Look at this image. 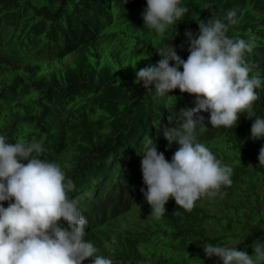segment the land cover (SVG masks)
<instances>
[{
    "label": "trees",
    "instance_id": "trees-1",
    "mask_svg": "<svg viewBox=\"0 0 264 264\" xmlns=\"http://www.w3.org/2000/svg\"><path fill=\"white\" fill-rule=\"evenodd\" d=\"M181 5L188 8L184 20L157 34L144 29L146 0H0V135L13 143L35 139L44 148L41 158L62 170L69 160L65 175L76 182L79 203L93 173L110 162L105 158L114 142L115 150L122 146L117 153L123 169L127 166L116 176L121 182L135 178L130 174L142 160L124 163L134 155L128 154L130 147L140 152L148 138L171 161L179 145H169L160 128L176 127L168 118L195 107L196 97L179 89L157 97L154 87L147 92L135 83L139 69L161 58L157 48L173 45L186 60L185 32L197 35L198 20L223 18L235 9L239 23L227 35L255 40L245 60L264 81V0H181ZM256 92L253 120L264 118V85ZM198 115L206 124L196 130L199 142L233 168L232 185L222 188L226 195L198 200L190 212L170 198L160 219L150 215L142 193L133 192V204L124 212L112 205L103 209L88 195L89 215L99 216L90 233L99 254L133 264H223L205 255V244L236 246L252 255V244L264 243V166L258 160L264 139L250 138L247 113L232 128L212 127L209 112ZM133 209L135 218H125Z\"/></svg>",
    "mask_w": 264,
    "mask_h": 264
},
{
    "label": "clouds",
    "instance_id": "clouds-1",
    "mask_svg": "<svg viewBox=\"0 0 264 264\" xmlns=\"http://www.w3.org/2000/svg\"><path fill=\"white\" fill-rule=\"evenodd\" d=\"M146 4L142 12L144 29L157 34H164L169 26L184 20L188 12L181 0H146ZM236 17V10L231 9L223 18L211 15L207 20H198L197 35L185 32L189 53L186 60L177 54L175 46L166 43L156 49L161 58L155 65L136 72L135 83L142 84L147 92H153L154 87L157 97L176 89L196 97L195 107L168 118L170 123L176 120V127L160 128L169 145L174 141L179 145L171 161L148 138L140 152L130 147L128 154L134 155H128L133 157L124 163L128 165L141 156L142 160L137 171L130 174L135 178L121 182L112 176L115 170L123 172L117 153L122 146L115 150L114 142L105 158H111L108 166L103 161L93 173L85 189L88 194L79 203L74 199L78 193L76 182L65 175L70 170L69 160L62 170L58 163L41 158L44 148L35 139H17L13 143L0 135V264H87L88 259L92 264H133L99 254L90 241L99 216L89 215L93 211L84 204L88 195L96 196L99 201H89L103 209L116 203L119 212H124L133 204V192L142 193L151 207L150 215L156 219L164 216L170 198L190 212L198 200L222 199L226 195L222 188L232 185L233 168L199 142L196 130L206 124L205 117L198 114L209 112L212 127L232 128L237 126L240 114L247 113L252 120L250 138L264 139V118L251 119L255 116L253 104L259 98L256 89L264 81L259 72L252 74L253 68L245 60L256 43L254 39L227 35L230 27L239 23ZM258 160L264 166V146L259 149ZM135 213L133 209L124 217L135 218ZM252 248V255L238 251L236 246L213 243L205 244L203 250L208 258H221L223 264H264V243L257 240Z\"/></svg>",
    "mask_w": 264,
    "mask_h": 264
},
{
    "label": "bare ground",
    "instance_id": "bare-ground-1",
    "mask_svg": "<svg viewBox=\"0 0 264 264\" xmlns=\"http://www.w3.org/2000/svg\"><path fill=\"white\" fill-rule=\"evenodd\" d=\"M104 166H108V163L107 162H105V164H104ZM120 171L121 170H116L115 171V174H113L112 176L113 177H116L117 176V174H119V176H120ZM107 173V172H106ZM117 178V177H116ZM105 181V183H107L108 182V180H104ZM117 197V196H116ZM104 200H105V203H106V201L108 200V198H106V196H105V198H104ZM89 202V201H88ZM116 205H112L111 206V208H113V207H115ZM101 211V210H100ZM102 212V211H101ZM95 214V213H94ZM97 215V214H96ZM121 217H119V218H117V219H120ZM94 222H96V221H94ZM110 222H112V221H110ZM117 222V221H116ZM91 223H93V221H90V224ZM108 224H109V222H108ZM94 225V224H93ZM148 227V226H147ZM93 234V233H92ZM106 235V234H105ZM111 237V236H110ZM111 239V238H110ZM110 243V242H109ZM116 243V242H115ZM101 249V248H100ZM111 251V250H110ZM119 251V250H118ZM197 253V252H196ZM125 255V254H124ZM127 256V255H126ZM180 263H181V261H180ZM188 263V262H187ZM191 264V263H190Z\"/></svg>",
    "mask_w": 264,
    "mask_h": 264
}]
</instances>
